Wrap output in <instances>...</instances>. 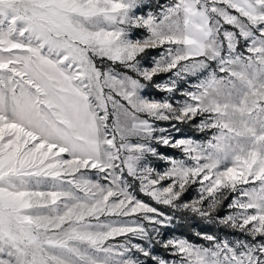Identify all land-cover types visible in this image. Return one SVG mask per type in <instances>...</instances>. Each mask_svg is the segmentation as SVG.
Returning a JSON list of instances; mask_svg holds the SVG:
<instances>
[{"label": "snow or ice", "instance_id": "obj_1", "mask_svg": "<svg viewBox=\"0 0 264 264\" xmlns=\"http://www.w3.org/2000/svg\"><path fill=\"white\" fill-rule=\"evenodd\" d=\"M0 264H264V0H0Z\"/></svg>", "mask_w": 264, "mask_h": 264}, {"label": "rangeland", "instance_id": "obj_2", "mask_svg": "<svg viewBox=\"0 0 264 264\" xmlns=\"http://www.w3.org/2000/svg\"><path fill=\"white\" fill-rule=\"evenodd\" d=\"M157 56H158V52L156 50L151 51L149 54V57H148V61L150 62L153 57H157ZM167 78H168V74H161L160 76L155 77L154 81H155V83H161L164 80H166ZM190 83H195V81L194 80L190 81L188 84H181L180 87L181 88H187L190 86ZM142 94L149 96V97H154L157 100H162L169 95H173V94H169V93H166V92H163V91L156 89L154 87V85H149V87ZM174 98L175 99H182V97L180 96L179 93H175ZM157 126L158 127H169V122L160 121V122H158ZM177 127H181V125H177ZM182 130H183L184 134L192 135L195 139H198V140H205L211 134V133L203 134V133H198V132H195V134H187L184 129H182ZM173 135H175V133H173ZM170 150H172V152H168ZM160 151L163 152L165 155L173 156L176 158H181V154H180L179 150H177V149H170V148H166L164 146H161ZM154 166L157 167L158 170L163 171L166 167H168V164L166 161H154ZM198 188H199V185L190 186L188 188L187 192L184 194L183 199L185 201H190L193 198L197 197L198 196ZM137 195L140 199H143L146 202L152 203L153 206H155V203L153 201H151L150 198L144 196L142 193H139L137 191ZM228 202H230V200ZM160 207H161V210H164V206H160ZM228 212H229V209L227 208V203H225L222 210H221V215H226V214H228ZM197 231L198 230H195V232H197ZM162 232H164L166 238H170L172 236H184V235L180 234L179 232H177L176 230H174L173 227L171 229H162ZM210 234H213V233H210ZM218 236L222 239L227 238L230 240L244 239L245 238L244 236H239V235L218 234ZM189 240H191V239H189ZM191 241H193L195 243H206L203 240H200V241L191 240ZM158 247H160V246L159 245L156 246V254L164 255L166 258L172 259V257L169 256L167 253L164 254V252L161 253L160 251H158L157 250Z\"/></svg>", "mask_w": 264, "mask_h": 264}, {"label": "trees", "instance_id": "obj_3", "mask_svg": "<svg viewBox=\"0 0 264 264\" xmlns=\"http://www.w3.org/2000/svg\"><path fill=\"white\" fill-rule=\"evenodd\" d=\"M181 128L185 130L187 134H195L194 129H189L185 126L181 125ZM172 152V150L168 151ZM221 214V213H220ZM192 223L190 220L187 219H181L178 224L173 225L174 230L179 232L180 234L186 236L188 239L194 240V241H200L201 239L195 235V230L198 231H204V232H209L213 233L215 235L218 234H224V235H239L242 236L241 234L233 231L232 229H229L223 225H217V224H212L208 225L203 221H200L198 224L194 225L193 227H187L186 225ZM161 253L164 252V250L161 247H158L157 249ZM164 254H166L164 252Z\"/></svg>", "mask_w": 264, "mask_h": 264}]
</instances>
